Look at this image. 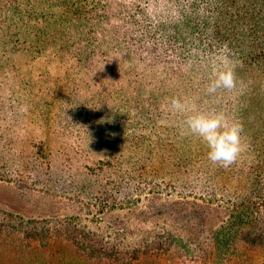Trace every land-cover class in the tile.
<instances>
[{
  "label": "trees",
  "instance_id": "obj_1",
  "mask_svg": "<svg viewBox=\"0 0 264 264\" xmlns=\"http://www.w3.org/2000/svg\"><path fill=\"white\" fill-rule=\"evenodd\" d=\"M0 51L24 58L0 78V186L46 192L59 173L97 169L122 190L112 208L145 195L192 197L207 214L219 211L204 221L210 261L194 264L255 256L264 264V0H0ZM221 53L236 61V87L209 94ZM173 97L242 123L235 163L208 159L207 145L182 131L185 117L169 110ZM33 124L57 142H34ZM99 139L113 146L107 158L83 152ZM167 209L159 214L171 216ZM186 229L147 232L119 264L196 242ZM5 237L21 254L56 240L89 259L113 257L107 264L120 253L89 230L0 202V243Z\"/></svg>",
  "mask_w": 264,
  "mask_h": 264
},
{
  "label": "rangeland",
  "instance_id": "obj_2",
  "mask_svg": "<svg viewBox=\"0 0 264 264\" xmlns=\"http://www.w3.org/2000/svg\"><path fill=\"white\" fill-rule=\"evenodd\" d=\"M22 64L23 57L0 51V78L10 73L13 65ZM28 128V135L34 142H44L48 146L57 142L55 135L50 132L47 134L35 124ZM90 132L89 128L80 133L86 138L91 137ZM98 132L105 134L100 130ZM83 149V152L91 157L107 158L113 151V146L105 139H99L91 145L83 146ZM70 174L67 171L59 173L58 179L47 182L46 192H26L13 185L3 184L0 186V202L7 203L9 209L21 211L25 215L40 212L45 215L50 225L59 221L69 227L91 231L97 239L104 241L109 247L115 246V249L120 251L116 264L129 261L128 256L135 242L147 232L161 227L172 228L178 235H182L180 230L187 227L186 234L198 240L190 244L178 241V247L171 252L143 256L132 264H194L192 259L209 260L206 254V237L209 236V230L204 221L219 211L211 210L207 214V210L202 209L201 202L192 197L157 198L151 195L142 196L137 204L112 208L111 202L115 197H121L122 190L118 192L111 184L108 185L105 181L106 175L97 169L92 175L78 173L70 177ZM166 207L171 216L159 214ZM5 238L8 241L0 243V264H107L113 258L106 256L100 260L89 259L73 247L63 248L61 244L64 242L61 243L60 240H56L55 246L46 251L35 250L29 254H21L17 251V243L8 239L9 236ZM247 264H260L258 256L248 259Z\"/></svg>",
  "mask_w": 264,
  "mask_h": 264
},
{
  "label": "clouds",
  "instance_id": "obj_3",
  "mask_svg": "<svg viewBox=\"0 0 264 264\" xmlns=\"http://www.w3.org/2000/svg\"><path fill=\"white\" fill-rule=\"evenodd\" d=\"M235 69L236 61L226 53L215 57L207 92L214 94L220 89H234ZM169 105L170 111L185 117L182 131L200 138L207 145L210 161L225 168L237 161L245 148L243 125L239 120L227 116L222 111H201L178 97L171 98Z\"/></svg>",
  "mask_w": 264,
  "mask_h": 264
}]
</instances>
